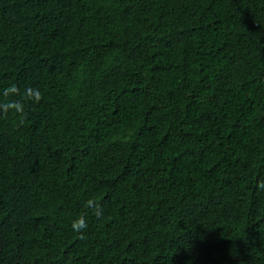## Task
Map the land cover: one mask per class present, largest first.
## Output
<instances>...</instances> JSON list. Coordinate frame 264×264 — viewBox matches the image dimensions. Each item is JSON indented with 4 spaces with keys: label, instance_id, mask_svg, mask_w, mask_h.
<instances>
[{
    "label": "trees",
    "instance_id": "trees-1",
    "mask_svg": "<svg viewBox=\"0 0 264 264\" xmlns=\"http://www.w3.org/2000/svg\"><path fill=\"white\" fill-rule=\"evenodd\" d=\"M262 184L264 0H0V264H264Z\"/></svg>",
    "mask_w": 264,
    "mask_h": 264
},
{
    "label": "clouds",
    "instance_id": "clouds-1",
    "mask_svg": "<svg viewBox=\"0 0 264 264\" xmlns=\"http://www.w3.org/2000/svg\"><path fill=\"white\" fill-rule=\"evenodd\" d=\"M28 96L32 98L35 102L41 99V95L37 89H29ZM16 111L21 112L22 107H17ZM259 187L264 188V184L259 185ZM72 228L74 231H82L87 228V222L84 217H78L72 222Z\"/></svg>",
    "mask_w": 264,
    "mask_h": 264
}]
</instances>
